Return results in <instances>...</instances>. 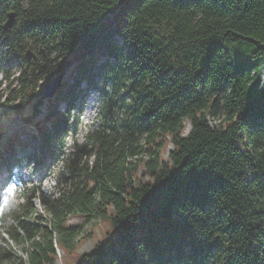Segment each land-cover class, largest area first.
<instances>
[{"label":"trees","instance_id":"16d2710c","mask_svg":"<svg viewBox=\"0 0 264 264\" xmlns=\"http://www.w3.org/2000/svg\"><path fill=\"white\" fill-rule=\"evenodd\" d=\"M70 58L72 80L35 121L29 106ZM0 73V111L36 127L45 167L66 153L75 89L86 78L100 90L67 184L41 195L42 211L26 187L12 210L10 236L31 245L19 264H60L77 215L108 225L67 264H264V0H0ZM21 141L10 136L0 170Z\"/></svg>","mask_w":264,"mask_h":264},{"label":"rangeland","instance_id":"374dc122","mask_svg":"<svg viewBox=\"0 0 264 264\" xmlns=\"http://www.w3.org/2000/svg\"><path fill=\"white\" fill-rule=\"evenodd\" d=\"M77 65L76 58L66 59L64 61V69L62 71V82L60 86L72 80V76L75 73L74 68ZM13 68L17 69V65L13 63ZM97 78V77H96ZM0 79L3 80V74L0 73ZM96 79L93 83H88L86 78L75 89L73 95L77 92L79 98L74 102L69 109V116L67 117L68 130L63 140L65 141L66 153L61 154L55 159H49L47 167L43 162H40L41 155L37 146L38 139H35L33 135L37 129L34 125L26 123L23 119L22 113L17 112H1L0 111V155L8 145V139L14 133L19 131L21 135V143L16 150L18 155V162H15V166L11 169L2 168L0 170L1 183L3 184V191L0 192V246L3 251L8 252V258L0 264H19L20 259L25 262L28 261L27 248H31L30 242L26 241L23 237L19 240L12 239L9 234V227L14 222L12 210L18 209V207L25 202L26 197L23 194V189L26 187H35L37 194L32 197V204L36 210L42 211L44 209L41 200V195H56L59 193L61 186L67 184L66 176L70 166L71 158L75 156L76 152H80V147L76 145V142L81 145L86 141V134L89 130L97 127V113L99 107L100 90L95 85ZM102 82L98 81V85L101 86ZM2 86V87H1ZM0 86V91L4 94L5 84ZM59 88V87H58ZM58 90H56L54 96ZM89 93V97L81 99V96ZM92 95V96H91ZM48 97H38V102L29 106L30 112L35 116L34 120L40 122L48 113ZM4 99V95L1 100ZM81 99V100H80ZM98 100V101H97ZM64 103V100L62 101ZM79 103V107L76 105ZM65 104L62 106L64 107ZM68 112V110L66 111ZM65 112V113H66ZM76 123V127H75ZM173 144L170 142L164 151V156H167ZM27 153L28 157H24ZM71 155V157L68 156ZM82 161L87 157V154L83 153ZM43 164L40 166V164ZM4 166V165H1ZM12 173H17L19 178L14 179ZM10 211L6 217L4 212ZM69 223L76 225H82L83 231L79 237L76 238V248L71 252H68L59 245L57 246V258L60 264H67L66 261L71 257H75L77 253L87 252L94 247V244L100 240L103 236V230L108 225L107 222L97 223L94 219L88 221L83 216H73L69 218ZM45 223V221H44ZM70 262V261H68Z\"/></svg>","mask_w":264,"mask_h":264},{"label":"water","instance_id":"95a60500","mask_svg":"<svg viewBox=\"0 0 264 264\" xmlns=\"http://www.w3.org/2000/svg\"><path fill=\"white\" fill-rule=\"evenodd\" d=\"M16 15L17 14L14 10L8 12L7 19L3 24L4 29L9 30L13 28L17 19ZM32 56H34V53H32L30 49H28L26 52V58L30 59ZM62 75L63 73H59L58 75H55L54 77L45 81V83L39 90L38 97H50L51 95H53V93L58 89L62 82Z\"/></svg>","mask_w":264,"mask_h":264},{"label":"bare ground","instance_id":"6f19581e","mask_svg":"<svg viewBox=\"0 0 264 264\" xmlns=\"http://www.w3.org/2000/svg\"><path fill=\"white\" fill-rule=\"evenodd\" d=\"M92 96V95H91ZM89 98H90V96H89Z\"/></svg>","mask_w":264,"mask_h":264}]
</instances>
